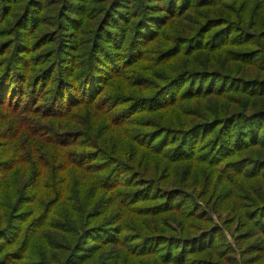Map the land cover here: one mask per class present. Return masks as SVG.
I'll use <instances>...</instances> for the list:
<instances>
[{
	"label": "trees",
	"instance_id": "1",
	"mask_svg": "<svg viewBox=\"0 0 264 264\" xmlns=\"http://www.w3.org/2000/svg\"><path fill=\"white\" fill-rule=\"evenodd\" d=\"M0 264H264V0H0Z\"/></svg>",
	"mask_w": 264,
	"mask_h": 264
},
{
	"label": "rangeland",
	"instance_id": "2",
	"mask_svg": "<svg viewBox=\"0 0 264 264\" xmlns=\"http://www.w3.org/2000/svg\"><path fill=\"white\" fill-rule=\"evenodd\" d=\"M227 237H228V241H230L232 243V240H231L230 236L227 235Z\"/></svg>",
	"mask_w": 264,
	"mask_h": 264
}]
</instances>
